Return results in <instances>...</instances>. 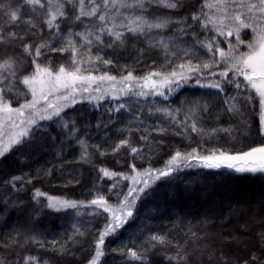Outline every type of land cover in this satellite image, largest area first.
Instances as JSON below:
<instances>
[{
	"label": "snow or ice",
	"instance_id": "1",
	"mask_svg": "<svg viewBox=\"0 0 264 264\" xmlns=\"http://www.w3.org/2000/svg\"><path fill=\"white\" fill-rule=\"evenodd\" d=\"M157 11L162 14H156ZM182 11L186 14L181 15ZM246 30L251 33L249 39L244 38L249 35ZM130 40L146 44L145 48H137L138 57L159 51L171 71L161 66L141 77L128 71L119 78V87L116 76L108 72L95 74L97 67L114 61L99 54L93 57L94 48L101 53L106 49L114 52ZM64 55L67 60L63 59ZM103 83L110 86L109 91L117 101L123 97L159 96L167 102L185 85L215 89L217 93H224V111L232 114L240 111L236 98L243 89L247 93L246 102L253 101L255 96L259 98V132L264 134V0H203L200 8L191 12H187L186 0H0V157L15 149L27 159L42 141L56 143L59 139L58 154L65 143L75 140L82 150L81 159L90 161L93 154L80 136L77 117L68 110L85 100L100 107L99 101L109 94L100 87ZM229 90L236 95H229ZM125 107L131 112L130 105L119 102L106 111L119 113ZM209 111L203 97L185 98L179 107L152 103L148 108L149 114L160 113L170 121L169 128L159 127L155 131L166 134L171 130L188 139L192 133L207 134L200 125L203 114ZM142 112L140 109L133 113L139 124H143ZM102 123L98 119L97 128ZM53 128L57 130L56 135L52 133ZM218 131L231 133L232 128L211 130ZM140 140L145 143L133 142L129 128L128 136L112 146V152L119 154L123 150L135 161L154 155L163 143L151 138L146 130ZM198 148L199 145L190 151L174 150L162 168H153L151 163L138 167L132 162L126 174L99 167L98 180L112 181L109 191L117 196L115 204L97 191L89 201L48 196L46 207L56 212L75 210L77 215L81 208L91 209V215L104 216V225L94 240V253L87 261V264H101L106 237L117 234L134 219L137 201L147 196L157 181H170L182 169L198 166L207 169L227 166L237 172L264 175V144L236 155L215 149L201 154ZM237 160L255 163L240 167L233 163ZM41 172L51 175L52 169H40L37 175ZM25 175H13L3 183L17 192L24 186ZM122 181H130L126 193L115 191ZM46 195L36 188L33 200L39 202ZM204 223L207 220L200 222V226ZM259 223L261 231L256 235L261 247L251 249L247 257L232 259L224 248L213 247L207 242L208 234L194 230L197 226L192 221L183 225L186 236L183 242L167 232L149 230L142 245L121 251L126 264H151V253L157 248L166 264H192L193 256L207 257L209 264H264V219ZM174 226L181 225L178 222ZM71 227L72 235L59 246L62 253L69 251V241L75 244L85 236L77 222ZM21 235L15 231V244H19ZM23 236L26 241L38 242L36 235L25 233ZM34 260L35 257L24 256L16 264H33ZM0 264H8L6 258L0 257Z\"/></svg>",
	"mask_w": 264,
	"mask_h": 264
},
{
	"label": "trees",
	"instance_id": "2",
	"mask_svg": "<svg viewBox=\"0 0 264 264\" xmlns=\"http://www.w3.org/2000/svg\"><path fill=\"white\" fill-rule=\"evenodd\" d=\"M202 3L203 0H186L187 12L198 10ZM156 14H162V11H157ZM180 14L184 15L186 12L182 11ZM246 31L249 35L244 38L249 39L250 30ZM105 43L109 41L105 40ZM145 47V43L137 44L130 40L126 46L116 48L114 52L106 49L101 53L94 48L93 57L99 54L114 61L111 65L97 67L94 70L95 74L108 72L119 80L128 71H132L135 77H141L152 69L159 70L161 66L163 70L171 71V66L166 64L159 51L154 50L143 57H138L137 48ZM53 55L57 59L60 58L57 54ZM63 59L67 60V55H64ZM240 91L241 94L236 98L240 111L235 114L224 111L226 107L222 99L224 93L193 85L183 86L167 102L159 96L123 97L117 101L112 95L100 100L98 108L87 100L78 102L68 111L77 117L80 136L87 141L88 151L93 154L90 161L81 159L82 150L75 140L65 143L58 154L59 139L56 143L50 140L42 141L34 147L27 159L15 149L0 157V257L6 258L8 264H16L18 258L22 261L24 256L35 257L33 264H87L94 253V240L98 235V229L104 225V216H93L91 209L84 208L79 209V215L71 209L56 212L46 207V204L48 196L89 201L97 191L111 203H117L115 192L109 191L112 181L107 178L104 181L98 180L100 175L98 169L101 166L127 174L132 162L138 167H146L151 163L153 168H162L176 149L190 151L199 145L198 150L201 154H208L215 149L217 152L223 150L235 155L264 144V134L259 132V98L252 90L255 99L246 102L247 93L243 89ZM228 94L236 95L232 90H229ZM199 97H203L210 108L209 112L203 114V123L200 125L207 134L201 136L192 133L191 139H188L176 135L171 130L166 134L154 130L159 127L169 128L170 121L160 113L149 114L148 108L152 103L157 105L167 103L171 107H179L181 100ZM137 100L139 104L136 103ZM117 102L130 105L131 112L128 107L121 109L119 113L106 111L108 108H114ZM140 109H143L141 114L143 124L134 120L133 113L139 112ZM180 118H183V113L180 114ZM98 119L103 121L99 128L96 126ZM104 125L108 127L105 128ZM230 126L231 133L211 132L214 128ZM129 128L134 143H145L140 140L145 130L151 138L162 140L163 143L155 149L154 155H146L144 159L137 158L133 161L131 154L123 150L119 154H114L112 146L128 136ZM52 133L56 135L57 130L53 128ZM100 152H104L105 155H99ZM40 169H52V174L45 175L41 172L37 175ZM22 174H27L24 186L17 192L3 183L13 175ZM28 176H31L30 183ZM129 183L130 181H122L115 191L122 190L126 193ZM36 188L47 194L40 197L39 202L33 200ZM259 191L264 194V175L260 173L239 174L202 167L184 168L175 179L157 181L149 194L137 201L134 219H130L125 228L120 229L117 234L106 237L105 255L101 258V264H126L121 250L142 245L149 230L167 232L183 242L186 239L183 225L187 221H192L197 226L194 230L206 232L207 242L213 247L224 248L232 259L247 257L251 249L261 247L256 233L261 231L259 221L264 219V207L261 206L264 205V195L257 202L260 197ZM205 220L207 223L201 227L200 222ZM74 222L80 225L85 236L75 244L69 241L67 245L69 251L62 253L59 246L72 235L71 225ZM178 222L181 226H174ZM15 231L22 233L19 244L13 242ZM25 233L36 235L38 242L26 241L23 236ZM228 236H235L236 239L226 240L225 237ZM53 241L56 242L55 246ZM151 264H166L159 248L152 251ZM192 264L209 262L207 257L193 256Z\"/></svg>",
	"mask_w": 264,
	"mask_h": 264
},
{
	"label": "rangeland",
	"instance_id": "3",
	"mask_svg": "<svg viewBox=\"0 0 264 264\" xmlns=\"http://www.w3.org/2000/svg\"><path fill=\"white\" fill-rule=\"evenodd\" d=\"M118 86L117 87H119L120 86V84H119V80H118ZM100 87L102 88V89H104L106 92H108L109 94L108 95H111V92L109 91V88H110V86L107 84V83H103V84H101L100 85ZM108 95H106V96H108ZM236 155V154H235ZM233 163L234 164H236L237 166H240V167H244V166H251L253 163H255V161L254 160H248V161H244V160H237V161H233ZM198 167H202V168H204L203 166H198ZM215 170H228V171H232V172H235V173H239V174H244V173H250V172H237L236 170H235V168H228L227 166H222L220 169H215ZM259 193H260V197H258V199H257V202L258 201H260V199L263 197V192L261 193V191H259Z\"/></svg>",
	"mask_w": 264,
	"mask_h": 264
}]
</instances>
